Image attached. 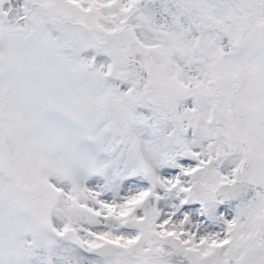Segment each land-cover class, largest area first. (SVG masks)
I'll return each mask as SVG.
<instances>
[{
	"label": "snow or ice",
	"instance_id": "obj_1",
	"mask_svg": "<svg viewBox=\"0 0 264 264\" xmlns=\"http://www.w3.org/2000/svg\"><path fill=\"white\" fill-rule=\"evenodd\" d=\"M0 264H264V0H0Z\"/></svg>",
	"mask_w": 264,
	"mask_h": 264
}]
</instances>
